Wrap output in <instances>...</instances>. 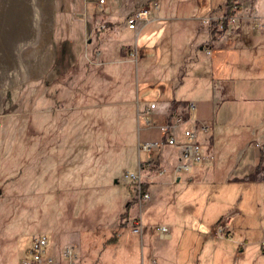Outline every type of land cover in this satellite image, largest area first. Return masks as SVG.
I'll return each instance as SVG.
<instances>
[{
    "label": "rangeland",
    "instance_id": "1",
    "mask_svg": "<svg viewBox=\"0 0 264 264\" xmlns=\"http://www.w3.org/2000/svg\"><path fill=\"white\" fill-rule=\"evenodd\" d=\"M89 1L95 5L98 2L55 0L52 46H48L47 53L42 52L41 59L39 50L30 45L38 38L33 24L43 16L40 4L34 0H0V47L5 51L12 41L18 48L17 42L23 43V58L17 60L22 61L21 74L9 72L14 59H0V264H21L35 234H44L48 239L46 255L52 260L47 264H83L79 232L100 225L116 227L126 211L128 222L122 238L137 249L132 263L136 260L138 264H151L155 258L157 264H163L152 253L153 248L158 250L159 243H165L158 238L159 226L172 224L178 233L167 243L191 246L197 242L192 240L193 232L198 233L216 218L242 190L249 194L243 184L232 180H200L205 167L194 164L201 174H193L192 181H185V175L179 173L182 181L165 188V195L154 197L163 184L149 183L151 198L141 205L143 240L131 233L130 221L139 214V204L124 175L137 174L141 164L142 181H155L153 175L164 178L155 168L148 170L143 162L158 160L159 151L171 146L162 145L152 154L140 149L145 142H162V129L146 125L147 106H157L150 112L152 120L162 117L164 111L157 83L146 94L143 91L140 57L145 28L126 29L124 33L131 39L124 50L131 48L133 54L127 61L107 64L108 57H99L96 46L86 50L96 33L86 20L94 8ZM225 1L206 0L204 9H212L195 12L201 16L204 29L191 32L188 39H205L203 48H210L211 54L204 53L203 58L226 56L223 66H215L213 73L215 79L224 78L219 82L224 88L223 99L235 98L229 100L231 105H226L223 112L218 107L213 109L210 99L201 101L190 116L195 121H217L216 126L226 132L249 134L259 123L264 127V35L251 22L256 19L253 14L260 12L253 11L256 0H236L248 8L245 20L250 23L247 26L242 22L236 27L234 24L241 20L236 17L231 23L234 29L225 34L234 42L248 29L253 43H227L228 48L220 51L217 46H223L224 33L212 36L202 20L220 18ZM117 2L108 0L107 9L101 14H109L110 8L118 10ZM153 2L158 4L161 0H140L133 9H152ZM178 2L191 4L189 0ZM258 4L264 12V0H258ZM131 6L122 3L119 20L126 21L125 16L133 10ZM109 29L106 25L101 37L109 36ZM242 39L244 42L245 37ZM122 53L126 57L121 51L112 58L119 60ZM154 76L158 78L150 74L151 79ZM185 127L177 128L176 134ZM212 133L209 129L206 135ZM66 248L72 249L71 257L64 256ZM107 255L108 252L102 253ZM110 255L115 264L122 263L119 247Z\"/></svg>",
    "mask_w": 264,
    "mask_h": 264
},
{
    "label": "crops",
    "instance_id": "2",
    "mask_svg": "<svg viewBox=\"0 0 264 264\" xmlns=\"http://www.w3.org/2000/svg\"><path fill=\"white\" fill-rule=\"evenodd\" d=\"M34 1L37 5L40 4L39 8L43 11V16L34 20L35 23L33 24V28L35 33L38 34V38L36 41L32 40L30 45H34L35 48L39 50L40 53H38V58L42 59V52L47 53L48 46H52V36L55 29L56 4L55 0ZM116 1H118L116 4V7H119L118 10L110 11V8V13L107 14L106 12L105 16L101 13L106 11L108 0H106L103 9H98L97 3L95 5L93 1H89V3L94 4V8H92L91 12L87 13L86 17V20L90 21L92 28L96 29L95 38L88 42L86 50H93L96 46V53H99V57H108V60L105 61L107 64L127 61L128 56L133 54L131 48H129L128 51L124 50V45L129 43L131 37L124 33V31L129 28L127 21L123 22L119 20L120 15L118 14L122 3H124L125 6L131 3L133 9L135 3L140 0ZM155 5L156 3L153 2L152 9L146 7L149 8L150 22L146 24L138 22L135 29L139 30L145 28L141 46V59L139 58L143 66L142 82L144 85V94L152 90V85L157 83L160 87L156 90L159 92V99L164 108L163 116H156V119L152 120L150 118V112L156 109L157 106L155 104L153 109H149V106H147L148 114L145 117L148 120L146 121V125L157 126L162 129L167 122L166 114L170 102L175 100L177 102L175 115H181L184 118L185 123L183 125L186 126L184 129L193 130L197 140L208 148L214 155V159L202 165L198 164L200 168L205 167L201 172L202 174L200 171L195 170L193 165L192 173L190 175H185L177 171V166L180 163L181 157L177 148L171 146V148L169 147L170 149L165 148L160 151L158 150V155L160 154V157L157 160L159 161V165L156 170L159 171L163 168L165 172L160 176L164 178H156L153 175L151 178L156 180L148 182L147 191L149 192V188L152 184L160 182L163 184V187L158 188L154 195V197H159L163 194L165 195L167 192L165 188L171 187L182 181L181 174L185 175V181H192L193 174H201L200 180L205 177L206 180L210 182L232 180L233 182L243 184V186L247 188L249 194H246V192L242 190L235 201L226 204L223 211L217 215V217L221 216L218 221L228 220L227 228L222 237L215 235L218 221L216 222L214 220H216L217 217L211 219L207 225L199 229L198 233L193 232L192 240L197 242L187 247L176 243L173 244L172 242H166L173 241L175 236H178V233L172 224H165L161 226L168 228L167 234L162 235L159 231L157 233L159 240L165 241V243H159L158 250L153 248L152 253H154L163 264H264V249H262L260 245V241L264 239V158L257 146L258 143L264 141V127L259 123L256 127L252 128L249 134H244L239 132H226L222 127L216 126L215 123L217 121L214 122L210 119H206L207 122H205L204 120L195 121L192 119L190 114L197 108V105H199L201 101L210 99L212 108L217 109L218 107L220 112H223V108L231 105L229 104V100L235 98L233 96L231 99H223L222 91L224 88L223 86L220 87L219 82L224 78L218 77V79H215L213 73L215 66H223L226 56H213L211 59L203 58L205 52H203L204 48L202 42L205 39H188V34H191V32L196 31L195 33H199L204 29V25L199 21L201 16L197 14L199 11L193 9L191 4L187 6H184L182 3L167 4L165 0H161V3L157 4L158 9H155ZM141 8L144 7L133 9L125 17L131 16L136 10ZM210 8H203L199 14L209 11ZM247 10L248 8L244 4H240V9L236 17L241 18V20H239L237 24H234L236 27H240L242 22L247 23V26L248 23H250V20H245L247 17ZM183 11H186V13L183 14ZM253 11H259L260 13L253 14L252 17H256V19L251 22L256 26L257 32L264 35V12L261 11L258 0H256ZM102 25L103 27H101ZM106 25L110 28V35L101 37L100 33H105L102 30ZM235 26L229 24L228 29L232 31ZM248 32L247 29V33H241L240 38L242 39L245 37L244 42L243 39L234 42L242 46L251 45L253 40ZM231 38V36H227L224 33L221 40L223 46L220 45V47L218 45L217 48L220 51L221 49L228 48L226 46L227 43H234ZM15 43L16 42L12 41L7 44L9 47L5 51L0 47V59H14V66L10 68L9 72L12 74H21L22 61H18L17 63V60H22L23 58V43L22 41L17 42V46L19 45L20 48L15 47ZM165 44H167V46H165ZM183 45H186V47ZM121 51L125 52L126 57H124L122 53L119 55L121 59L112 58L119 52L121 53ZM51 55H53L52 50ZM214 60H217L215 64ZM151 67L154 69H151ZM38 73L40 72L38 71ZM150 74L151 76L157 75L158 78L154 76V78L151 79ZM190 101L194 102L196 105L192 111H188L187 109V104ZM222 118L219 120H222ZM261 122H263L262 125H264V121ZM186 124H189V126ZM202 124L207 125L208 130L210 129L213 133L207 136L208 130L206 133L201 132L199 126ZM176 137L178 140L182 139L181 129L180 133L178 135L176 134ZM140 211L141 206H139V213H141ZM150 234L154 236L153 233ZM139 237L142 241L143 233Z\"/></svg>",
    "mask_w": 264,
    "mask_h": 264
},
{
    "label": "built area",
    "instance_id": "3",
    "mask_svg": "<svg viewBox=\"0 0 264 264\" xmlns=\"http://www.w3.org/2000/svg\"><path fill=\"white\" fill-rule=\"evenodd\" d=\"M106 4V0H98L97 8L103 9L104 5ZM155 9H158V5H155ZM222 16L220 18L212 19L210 17L203 18L202 22L207 24L208 27L210 26L211 22L215 20L217 22V32L216 34H220V30L222 28ZM149 18V8H141L136 10L131 16L126 18L127 24L130 28L136 29L137 23L141 22L146 24L150 22ZM236 21V17H231L229 19L230 24ZM103 27V25L101 26ZM205 53L210 55L211 49L205 48ZM195 103L190 101L187 104L188 111H192L195 108ZM155 107L154 103L149 105V109H153ZM185 123L184 118L181 115H175L172 118V122L170 124L162 127V142H145L140 145V149L147 152L148 154H152L153 152H157L162 145H168L175 147L179 150L180 153V163L177 166V171L182 172L185 175H190L192 173V168L194 164H204L208 161H212L214 159V155L208 150V148L200 143L197 140L196 134L193 130L190 129H183L182 139L178 140L176 137V129L181 128V126ZM199 130L203 133H206L208 130V126L202 124L199 126ZM258 149L262 153L264 158V141L257 144ZM145 165L148 166V170L150 168H156L158 161H154L152 158L149 159L147 162H143ZM141 164H139L138 173L137 174H128L124 175V179L126 181H130L132 184V192L133 198L138 202L139 206L147 200L150 199V193L145 190L142 191V180H141ZM165 170L161 168L157 171L158 175L164 174ZM141 212V211H140ZM228 220H221L220 223L217 224L215 235L218 237H222L224 235V231L227 228ZM159 233L162 235H166L168 232V228L165 226H159L158 228ZM130 231L133 234L141 236L143 233V223L141 218V213L136 214L130 221ZM261 248L264 249V239L260 241ZM48 247V239L44 234H35L31 236L30 245L27 249L25 256L23 257L21 264H47L51 262V258L46 255ZM65 257L72 256V249L66 248L64 252ZM151 264H157L155 259H152Z\"/></svg>",
    "mask_w": 264,
    "mask_h": 264
},
{
    "label": "trees",
    "instance_id": "4",
    "mask_svg": "<svg viewBox=\"0 0 264 264\" xmlns=\"http://www.w3.org/2000/svg\"><path fill=\"white\" fill-rule=\"evenodd\" d=\"M167 4L179 3L178 0H165ZM191 5H196L197 10H202L206 7V0H189ZM225 10L222 15V28L221 33H225L230 24L229 19L236 17L240 5L236 0H226L224 4ZM212 8H210L211 10ZM217 22L213 20L209 26V33L214 36L217 32ZM186 47V45H183ZM202 47V45H201ZM177 102L172 100L170 102L166 121L168 124L172 122V118L176 111ZM158 163L155 169L158 168ZM148 182L142 181V191L147 190ZM132 204V200L128 202L127 210ZM123 219L120 218L116 227H109L107 225H100L93 228L83 229L79 232V250L83 257V264H115L116 262L111 258L110 252L119 247L120 258L122 264H138L135 260H132L137 255V249L129 242L123 241V231L127 228L128 211L123 215ZM108 252L107 256H102V253Z\"/></svg>",
    "mask_w": 264,
    "mask_h": 264
}]
</instances>
